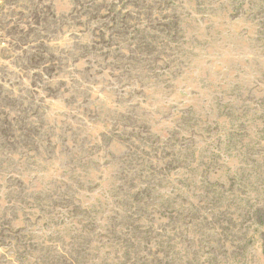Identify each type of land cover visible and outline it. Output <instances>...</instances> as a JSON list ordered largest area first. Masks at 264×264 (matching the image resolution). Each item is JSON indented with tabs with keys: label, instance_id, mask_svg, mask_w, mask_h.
<instances>
[{
	"label": "rangeland",
	"instance_id": "rangeland-1",
	"mask_svg": "<svg viewBox=\"0 0 264 264\" xmlns=\"http://www.w3.org/2000/svg\"><path fill=\"white\" fill-rule=\"evenodd\" d=\"M0 7V264H264V0Z\"/></svg>",
	"mask_w": 264,
	"mask_h": 264
},
{
	"label": "built area",
	"instance_id": "built-area-1",
	"mask_svg": "<svg viewBox=\"0 0 264 264\" xmlns=\"http://www.w3.org/2000/svg\"><path fill=\"white\" fill-rule=\"evenodd\" d=\"M4 30H3V19H2V9L0 7V53L5 45Z\"/></svg>",
	"mask_w": 264,
	"mask_h": 264
}]
</instances>
